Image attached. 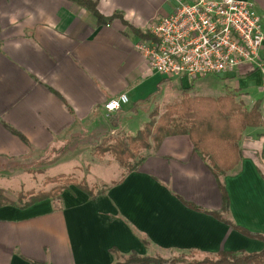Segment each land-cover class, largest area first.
<instances>
[{"label": "crops", "instance_id": "1", "mask_svg": "<svg viewBox=\"0 0 264 264\" xmlns=\"http://www.w3.org/2000/svg\"><path fill=\"white\" fill-rule=\"evenodd\" d=\"M95 1L100 14L118 12L122 19L98 24L71 0H0V173L11 162L40 160L82 130L94 132L87 127L91 117L122 93L128 103L118 112L125 116L112 124L126 136L148 121L146 116L139 127L133 122L162 99L163 85L172 97L189 88V95H232L246 109L260 100L264 110V43L260 66L169 77L149 68L136 48L141 38L123 21L147 31L180 0ZM251 1L264 18V0ZM150 80L156 88L147 94ZM150 143L132 160L135 169L119 165L116 178H98L106 187L92 198L70 186L27 208L0 207V264H114L132 252L204 257L264 247L208 213L222 210L221 185L229 199L222 216L264 236V126L242 132L240 160L218 178L188 135L164 137L157 147Z\"/></svg>", "mask_w": 264, "mask_h": 264}, {"label": "trees", "instance_id": "2", "mask_svg": "<svg viewBox=\"0 0 264 264\" xmlns=\"http://www.w3.org/2000/svg\"><path fill=\"white\" fill-rule=\"evenodd\" d=\"M71 1L88 9L98 24H109L118 17L122 19L121 14L118 12L110 16L100 14L95 0ZM123 22L141 39L151 37L148 30L143 32L130 26L127 22ZM179 90L183 93V97L178 104L168 105L161 114H158L155 109L152 110L148 115V121L134 135L104 138L95 146L94 152L98 155L111 153L114 160L121 167L131 170L137 166V163H131V161L137 156L140 149L151 147L150 141L157 147L164 137L185 134L190 138L194 150L208 158L209 167L216 178L220 173L232 169L241 158L238 141L242 132L248 127L264 126V110L260 109V100H257L250 109H246L241 102L235 101L234 97L229 94L210 97L189 95V88H180ZM137 107L139 106H133L132 113L137 112ZM15 133L21 136L18 132ZM84 135L85 131L82 130L78 136L70 137V141L84 138ZM22 139H24L23 136ZM64 145L66 147L68 142L65 141ZM55 146L58 147V145H52L48 151ZM50 183L54 186L49 190L20 192L17 194L16 200L9 198L4 189L0 188V207L11 205L18 208H27L45 199L60 197L61 193L68 190L70 186L85 192L90 198L105 190V187L101 190H94L83 179L78 180L65 174L47 177L44 180L45 185ZM220 188L222 191L221 211L226 212L229 199L223 186L220 185ZM186 205L194 210H200L196 205L188 203ZM221 211L208 213L242 235L264 242L263 235L250 232L230 222L222 216ZM174 261L162 257L140 256L132 252L126 257H118L114 264H169ZM188 264H264V247L259 251L240 253L221 250L216 254L215 259L206 258Z\"/></svg>", "mask_w": 264, "mask_h": 264}, {"label": "built area", "instance_id": "3", "mask_svg": "<svg viewBox=\"0 0 264 264\" xmlns=\"http://www.w3.org/2000/svg\"><path fill=\"white\" fill-rule=\"evenodd\" d=\"M148 30L151 37L140 39L136 48L152 71L165 76L196 78L261 65L264 18L251 0H180ZM127 103L122 93L103 109L110 115Z\"/></svg>", "mask_w": 264, "mask_h": 264}, {"label": "rangeland", "instance_id": "4", "mask_svg": "<svg viewBox=\"0 0 264 264\" xmlns=\"http://www.w3.org/2000/svg\"><path fill=\"white\" fill-rule=\"evenodd\" d=\"M146 87L148 88L147 94L153 92L156 88L154 80H150L146 84ZM161 93L162 99L153 100L144 108L146 114L144 111L139 112L136 119L133 121L135 125H140L142 121L145 120L146 116L148 120V114L152 110L155 109L158 114H161L168 105L178 104L183 97V93L172 97L174 92L164 85ZM124 116L125 115L120 112L110 115H107L103 111L95 113L87 124V127L94 130V132L90 130L88 134H86L85 131L84 138L70 141L71 138L69 137L70 139L67 138L62 140L63 142L59 144L58 147L55 146L49 151L47 150L49 153H45L40 160L23 162L21 164H17L16 162L9 163V168H11L6 172L0 173V188L4 189L5 194L9 198L16 200V196L20 192H27L29 190H49L54 184L50 183L45 185L44 180L47 177L65 174L78 180L83 179L90 187H93L94 190L103 189L106 187V184L99 183L97 179L106 180L108 178H116L119 175L120 167L113 159L111 153H105L104 155L96 154L94 152L95 146L104 138L126 136L127 132H125L122 127H115L112 124L115 121H122L121 119H123ZM65 141L68 142L66 147H64ZM141 150L143 149L139 150L137 156ZM156 257L161 256L157 255ZM215 257L216 255L202 257L177 254L164 259L175 260L173 263L169 264H188L202 261L206 258L215 259Z\"/></svg>", "mask_w": 264, "mask_h": 264}, {"label": "clouds", "instance_id": "5", "mask_svg": "<svg viewBox=\"0 0 264 264\" xmlns=\"http://www.w3.org/2000/svg\"><path fill=\"white\" fill-rule=\"evenodd\" d=\"M10 22H11V23H13V24H15V23H16V20H15V18H14V17H13V18H11Z\"/></svg>", "mask_w": 264, "mask_h": 264}]
</instances>
